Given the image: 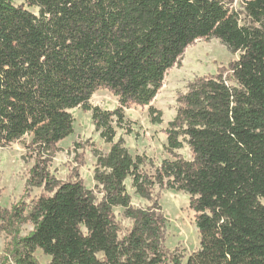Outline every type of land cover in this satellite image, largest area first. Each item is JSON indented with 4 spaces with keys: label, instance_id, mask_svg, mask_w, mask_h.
<instances>
[{
    "label": "trees",
    "instance_id": "trees-1",
    "mask_svg": "<svg viewBox=\"0 0 264 264\" xmlns=\"http://www.w3.org/2000/svg\"><path fill=\"white\" fill-rule=\"evenodd\" d=\"M235 1L0 0V148L28 137L25 190H43L0 208V233L10 237L0 264H39L37 250L47 264H264V0H242V26L227 7ZM211 39L240 55L178 95L165 132L171 159L155 166L131 155L116 140L124 110L149 107L161 124L150 104L166 74L195 41ZM98 90L118 107L91 106ZM77 108L109 145L93 151L99 198L80 179L60 182L48 170ZM184 144L190 161L176 153ZM127 180L148 207L132 205ZM163 190L187 194L194 212L199 249L185 261L164 246ZM114 208L131 223L125 232ZM26 224L32 230L21 236Z\"/></svg>",
    "mask_w": 264,
    "mask_h": 264
},
{
    "label": "rangeland",
    "instance_id": "rangeland-1",
    "mask_svg": "<svg viewBox=\"0 0 264 264\" xmlns=\"http://www.w3.org/2000/svg\"><path fill=\"white\" fill-rule=\"evenodd\" d=\"M11 1L15 6L24 4V0ZM24 7L32 14L38 15L37 8H28L25 5ZM227 7L239 13V24L244 25L246 19L243 15L242 0L227 4ZM239 55L240 53L232 55L215 39L195 41L185 50L179 65L166 74L162 88L150 104L162 113L161 124L152 123L149 107L131 106L124 110L123 128L116 129V140L123 139L124 146L131 155L143 156L155 166L165 159H171L165 150L167 144L165 132L176 115L178 95L185 93L195 79L215 75L218 69L226 68L231 62L237 61ZM89 104L103 111H113L118 107L117 99L106 90L95 92ZM70 114L74 119L73 133L58 144V152L52 158L48 170L55 180L60 182L80 179L84 187L92 190L99 198L93 180L96 166L93 151L106 153L109 145L104 143L99 133L94 130L90 112H83L77 108L71 110ZM28 142L29 138L26 137L7 148H0V208L8 209L20 201L30 203L43 194V190L38 188L25 190L29 170L33 166V160L25 150ZM176 153L187 161L192 159L185 144ZM146 169L149 170L150 167ZM125 186L133 206L140 208L149 206L148 202L135 195L130 180L125 182ZM157 200L165 219L164 246L169 253L183 255L185 261L189 254L199 249V234L195 227L194 212L189 209V196L163 190L157 196ZM113 213L121 231L129 229L131 223L123 218V210L114 208ZM31 230L30 224L23 225L20 235L25 236ZM9 240V236L0 233V256ZM34 257L39 264H47L50 261V258L40 250L35 252Z\"/></svg>",
    "mask_w": 264,
    "mask_h": 264
}]
</instances>
